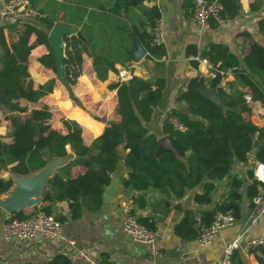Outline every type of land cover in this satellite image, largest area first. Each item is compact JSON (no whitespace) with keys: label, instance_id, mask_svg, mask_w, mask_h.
Wrapping results in <instances>:
<instances>
[{"label":"trees","instance_id":"trees-1","mask_svg":"<svg viewBox=\"0 0 264 264\" xmlns=\"http://www.w3.org/2000/svg\"><path fill=\"white\" fill-rule=\"evenodd\" d=\"M30 1L35 7V0ZM219 1L230 19L238 14L239 0ZM143 2L78 0L70 6V20L80 23L81 33V36L70 34L62 37L65 56L63 70L66 83L72 85L70 92L64 85L56 83L54 77L35 85L27 69L30 52L42 44L46 46L47 53L40 56L38 62L56 74L47 36L54 23L58 19H65L66 14L58 17L54 11L43 15L42 9L37 8L38 16L35 19L39 25L16 18L7 25L10 26V33L15 35L12 40H7L5 36L6 26H0V92L16 105L29 102L28 106L33 108L27 111L24 119L14 115L5 116L11 127L12 140L8 143L0 140V168L10 166L13 173L26 175L43 167L47 157L65 156L67 146L74 152V159L57 168L48 181L42 199L48 205L38 209L45 214H51L50 205L55 201L68 203L73 220L81 216L82 208L92 211L100 209L103 190L109 185L111 175L120 162L126 168V177L121 180L124 189L143 192L152 188L166 197L172 195L181 198L186 191L203 183L202 191L193 198L198 205L211 203L215 181L228 174L234 161H245L248 152L254 147L257 146L256 161L264 162V146L257 145L264 140V126L257 127L247 120L245 115L249 113V107L243 98L247 93L252 100L260 101L264 106V47L252 40L241 60L219 43H209L199 52L215 67L210 78L200 76L199 82L218 90L217 102L188 89L180 90L175 101L183 103L186 111L171 109L161 122V132L171 138L173 147L182 152L189 151L184 157L169 152L156 154L158 138L145 126L162 99L165 82L161 77L147 80L131 72V77L126 81L109 82L107 89L115 92L114 114L117 119L108 121L104 129L103 122L93 120L86 114L89 111L100 118H110L114 99L113 95L110 98L96 95L98 85L88 76L86 62L82 64L83 72L80 75L82 54L92 58V71L100 82L107 80L109 72L117 73V66L127 69L131 59L126 50L131 46L132 36L149 58L161 62L164 57L163 46L150 43L160 12L156 6L145 7ZM259 3H254L251 9L255 10ZM258 29L264 34V17L258 21ZM32 33L36 39L29 43ZM89 45L95 50H89ZM195 53H198L195 47H187V55ZM226 71L232 72L235 79L246 88L245 91L230 82L221 86ZM76 101H79L84 111ZM38 105L43 106L35 108ZM64 111L70 116H64ZM170 117L176 118L184 130L174 128L169 122ZM1 126L4 127V122ZM94 136L97 137L89 145L83 144L82 138L88 140ZM75 166H80L82 172L71 176L70 170ZM250 178L246 195L251 209L252 198L259 192L260 185L252 173ZM12 186L11 179H0V195L8 193ZM229 186V193L216 201L210 210L186 211L181 221L174 226V233L182 239L195 238L198 231L194 220L196 214L201 215L204 226L212 222L218 211L228 212L234 219L238 218L240 182L233 179ZM136 200L139 207L144 206L141 196ZM162 203L164 211H168L169 202L164 200ZM33 210L38 212L37 207ZM28 215L19 211L9 216L22 219ZM136 219L154 231V224L149 218ZM247 252L257 264H264L263 246ZM99 262L112 264L106 257H102ZM232 262L245 264L238 250H234ZM46 264L71 262L67 256L56 254Z\"/></svg>","mask_w":264,"mask_h":264},{"label":"crops","instance_id":"crops-1","mask_svg":"<svg viewBox=\"0 0 264 264\" xmlns=\"http://www.w3.org/2000/svg\"><path fill=\"white\" fill-rule=\"evenodd\" d=\"M4 2L5 0H0V26H6L4 28L5 36L7 40H12L15 38V35L14 33H10V26L7 25L13 23L12 21L16 18L3 15ZM76 2L78 0H35L34 5L36 8L42 9L43 15H49L54 13V11L58 17L66 14L65 19H58L54 25L61 24L72 30L73 34L81 36L80 23L70 20L68 15L70 6H73ZM256 2L252 0H239L238 7L240 9L238 14L230 19L227 24L221 26L213 24L209 28H202L191 19L193 0H144L143 5L145 7L156 6L160 12L159 18L165 36V43L162 45L165 55L161 59V62H156V60L149 58L147 55L138 62L131 60L126 70L147 80H154L158 77L164 79L165 87L161 102L154 109L151 120L145 124L149 132L155 134L157 138L164 136L161 132V122L165 118L166 113L171 109L186 111L183 103L175 101V96L180 90L187 89V84L191 79L196 78L199 80L200 76H202L199 67L187 60L186 49L188 46L195 47L199 53L207 44L219 43L225 45L239 60L248 52L251 40L264 47V34L258 29V21L264 17V4L259 3L258 7L252 10L251 6ZM30 22L39 25L37 19L30 20ZM35 39L36 35L32 33L29 36L28 42L32 43ZM89 50L95 49L89 45ZM45 53H47V48L41 44L34 47L28 56L27 69L29 78L35 85L43 84L48 79L42 71V69H46L38 62V58ZM83 62L87 63L88 70L86 72L90 76V72L93 73L92 58L86 54H82L80 75L83 72ZM119 67L121 66H117V69ZM90 77L96 83H100V81L96 80L95 76ZM117 80V73H108L107 84ZM225 82L232 83L241 91H245L246 89L239 83L238 79H235L231 71L225 72L221 80V86H224ZM107 84L105 85L106 89L103 91L99 87L95 90L99 98H110L113 95L114 99L113 118L107 119L105 116H102L105 117L103 129L108 121L117 119V116L114 114L116 104L115 92L108 90ZM68 86L71 88L72 85ZM214 92L217 99L218 91ZM22 103L28 104L29 102ZM76 103L82 108L79 101H76ZM41 106L43 105H38L35 108H40ZM248 107L249 113L245 115L247 120L257 127L264 126V106L262 103L253 100V103L248 105ZM82 110L84 111L83 108ZM86 114L93 120L101 121L102 117L95 116L89 111H86ZM12 115L24 119L27 112L15 110ZM2 118L0 116V126L4 122L5 131L0 132V138L3 142L8 143L12 140L10 136L11 127L9 122L7 124L5 118ZM97 136L91 137L88 140L82 138V142L85 145H89ZM256 148L257 146L248 152L245 161H234L228 174L224 178L215 181L211 192L212 200L208 205H198L193 199L196 193L202 191L203 183L186 191L181 198H176L172 195L166 197L152 188L143 192L124 189L121 180L126 177V168L120 162L110 179L111 181L114 175L117 176L118 185L114 196L108 202H103L100 209L92 211L82 208L81 216L73 220L70 218L68 203L66 201H55L50 205L51 214L56 218H63L60 221L63 233L67 238L75 242L76 247H72L61 240L43 237L33 240L19 241L11 239L4 241L2 226L9 214L0 207V264H25L27 262L46 264L56 254L67 256L71 264H86L78 255L77 250L79 249L86 251L90 256L99 261L102 257H106L112 264H219L222 257L223 245L238 234H242V239L264 237V215L254 224L245 226L246 218L250 212L246 188L251 183L250 176L253 172V166L257 162L255 158ZM66 150V154L69 156L68 163L74 159V152L70 146H67ZM51 157H47L46 163ZM81 172L82 168L80 166L72 167L70 170L71 176H76ZM11 173L10 166L1 167L0 179L5 181L8 179L13 180ZM233 179L240 182L238 189L240 194V216L235 218L231 226L222 229L212 239L211 243L206 246H200L195 238L182 239L174 233V226L181 221L186 211L210 210L216 201L229 193V183ZM108 187L109 185L103 190V198ZM7 194L0 195V199L4 198ZM138 196H141L144 200L143 207L138 206L136 200ZM164 200L169 202L168 211H164L163 209L162 201ZM47 205L48 203L42 201L35 207L39 211L38 209L41 206ZM33 208H24L21 211L25 215H28L34 212ZM125 214H132L135 218L147 217L149 221L153 222L159 247V254L155 259L150 257L145 244L133 241L121 231V218ZM236 250H238L245 264H257L254 257L247 250L241 246Z\"/></svg>","mask_w":264,"mask_h":264},{"label":"built area","instance_id":"built-area-1","mask_svg":"<svg viewBox=\"0 0 264 264\" xmlns=\"http://www.w3.org/2000/svg\"><path fill=\"white\" fill-rule=\"evenodd\" d=\"M259 1L264 4V0ZM3 15L6 17L18 18L22 21H29L38 16V9L31 4L30 0H5ZM191 19L202 28H209L212 24L225 25L230 18L224 13L223 5L219 0H193V12ZM150 43L154 46H162L165 43L164 32L161 27L160 18L156 19V26L152 34ZM187 60L195 62L199 67L200 73L205 78H210L215 70L214 65L199 53L189 54ZM131 77V73L124 67H119L117 78L120 81H126ZM247 105L253 103L249 94L243 95ZM169 122L174 128L184 130V127L176 118L170 117ZM252 176L260 185L259 192L252 198V207L246 218L245 226L254 224L264 215V162L257 161L253 166ZM195 226L198 227L196 242L200 246H206L211 243L212 239L224 228L231 226L235 219L230 213L216 212L212 222L204 226L201 222V215L196 214L194 217ZM121 231L129 236L133 241L143 243L148 248V253L152 259L159 254L156 234L140 223L132 214H125L121 218ZM2 237L4 241L11 239L33 240L35 238H53L66 242L72 247H76L75 242L65 236L61 222L52 214H45L38 211L30 213L26 218L17 219L8 216L2 226ZM245 250L253 249L257 246L264 247V237H253L242 239V234H238L232 240L223 245L222 257L219 264H233L232 254L239 247ZM79 257L86 264H100L99 260L90 256L84 250H77Z\"/></svg>","mask_w":264,"mask_h":264},{"label":"water","instance_id":"water-1","mask_svg":"<svg viewBox=\"0 0 264 264\" xmlns=\"http://www.w3.org/2000/svg\"><path fill=\"white\" fill-rule=\"evenodd\" d=\"M70 34H73L72 30L61 24H56L51 28L47 36V41L55 62L57 78L65 87L69 86L66 83L63 70V60L65 56L62 37L64 35ZM126 54L132 61L138 62L147 55V52L132 36L131 46L126 50ZM187 89L196 94L202 95L213 102H217L216 93L214 91L218 90L208 88L206 85L200 83L196 78H193L188 82ZM0 103L10 109L17 110L14 102L8 101L1 92ZM101 121L105 122V117H102ZM157 143L158 146L156 149V154L169 152L178 157H184L189 153V151L182 152L175 149L169 136H162L158 138ZM258 146H264V140L258 142ZM68 157L69 156L67 154L61 157L52 156L43 167L33 173L26 175H18L11 171L13 187L9 190L8 194L4 198L0 199V207L10 215L15 212H19L24 208H32L39 205L46 194L49 179L57 168L67 163ZM117 185V176L114 175L103 198V202H108L114 196Z\"/></svg>","mask_w":264,"mask_h":264},{"label":"rangeland","instance_id":"rangeland-1","mask_svg":"<svg viewBox=\"0 0 264 264\" xmlns=\"http://www.w3.org/2000/svg\"><path fill=\"white\" fill-rule=\"evenodd\" d=\"M42 71L44 72V74L46 75V77H54L55 79H56V83H58V84H62L60 81H59V79L57 78V75L56 74H54V73H52L50 70H44V69H42ZM90 76H92V77H94L93 75V73L92 72H90V74H89ZM58 79V80H57ZM98 83V82H97ZM107 84V81H104V82H100V83H98V87L99 88H101V90L103 91L104 89H106L105 88V85ZM63 85V84H62ZM68 90H69V92H70V88L69 87H66ZM71 94V93H70ZM15 104V103H14ZM16 105V104H15ZM40 106V105H39ZM44 106H46V105H44ZM16 107H17V111H23V112H27V111H29L30 109H31V107H29L28 106V104H26V103H22V102H20V104L19 105H16ZM42 107V106H41ZM40 107V108H41ZM47 107V106H46ZM48 109V108H47ZM13 112H15V110H13V109H10V108H7V106H4V105H2V104H0V116L1 117H3L2 119H4L5 118V116H7V115H12V113ZM64 116H70V114L68 113V112H66V111H64ZM111 118H113V115L109 118V119H111ZM7 121V120H6ZM7 124H8V121H7ZM50 125V124H49ZM3 131H5V127H3V126H0V132H3ZM0 140L2 141V139L0 138Z\"/></svg>","mask_w":264,"mask_h":264},{"label":"bare ground","instance_id":"bare-ground-1","mask_svg":"<svg viewBox=\"0 0 264 264\" xmlns=\"http://www.w3.org/2000/svg\"><path fill=\"white\" fill-rule=\"evenodd\" d=\"M1 104V103H0ZM3 105V104H2ZM5 106V105H4Z\"/></svg>","mask_w":264,"mask_h":264}]
</instances>
